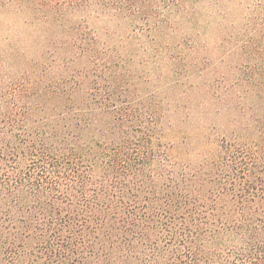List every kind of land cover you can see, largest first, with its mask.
<instances>
[{"label":"trees","instance_id":"1","mask_svg":"<svg viewBox=\"0 0 264 264\" xmlns=\"http://www.w3.org/2000/svg\"><path fill=\"white\" fill-rule=\"evenodd\" d=\"M0 264H264V0H0Z\"/></svg>","mask_w":264,"mask_h":264}]
</instances>
